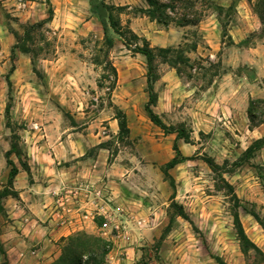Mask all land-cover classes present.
I'll return each mask as SVG.
<instances>
[{"label": "rangeland", "instance_id": "374dc122", "mask_svg": "<svg viewBox=\"0 0 264 264\" xmlns=\"http://www.w3.org/2000/svg\"><path fill=\"white\" fill-rule=\"evenodd\" d=\"M106 1L126 6L114 12L123 35L111 30L112 46L90 0H0V264H73L58 259L76 235L112 244L96 261L84 255L83 264H217L216 255L227 264L253 262L234 214L264 251V147L248 153L264 137L257 0H198L202 19L185 26L152 21L145 0L146 7ZM50 9L52 18L32 34L33 51L13 53L15 32L46 21ZM144 39L172 47L154 61L153 109L186 138L165 132L146 111L147 58L135 49ZM251 99L260 100L255 121ZM12 141L20 170L10 187ZM176 141L188 159L170 169L173 186L163 168ZM85 219L95 227H83ZM59 228L72 231L59 236ZM48 246L60 254L46 262Z\"/></svg>", "mask_w": 264, "mask_h": 264}, {"label": "trees", "instance_id": "16d2710c", "mask_svg": "<svg viewBox=\"0 0 264 264\" xmlns=\"http://www.w3.org/2000/svg\"><path fill=\"white\" fill-rule=\"evenodd\" d=\"M148 4V7L143 8L142 11L146 13L152 21H156L163 25H169L171 22H176L181 26L189 25V24H197L202 19L203 13L199 10L196 6L198 0H145ZM90 4L92 7V11L99 17L101 23L103 25L104 33L106 35L107 42L110 46L113 45L112 37L110 36V31L113 30L114 32L123 35L122 33V25L120 21L115 17L114 12L119 9H124L126 6H117L115 4L108 3L106 0H90ZM180 8L181 11L177 9ZM255 11L259 14L260 18L264 22V0H257L255 4ZM49 17L46 21L31 23L23 25L24 27V34L21 35L18 32H15L16 37V44L12 50L15 53V50L18 49L24 53H31L33 51L32 42L33 36L32 34L36 30H40L42 25L49 21L53 15V9L49 10ZM134 38H138V35L134 32ZM136 51L145 55L147 58V78H148V95L149 99L145 105L146 111L153 123L157 126L162 128L167 133H174L176 132V138H186V133L184 129H177L174 126H168L160 117V115L155 112L153 106L157 102V95L154 91L153 82L157 80L158 75L156 72V67L154 61L158 56L167 57V53L172 51V47H163V46H151L147 39H144L143 45L136 46ZM260 101V100H259ZM257 99H251L248 113L249 117L252 121L256 119V104L259 102ZM9 113V108H7V114ZM118 123L120 127V131L122 133H129V127L127 123V117L121 111L119 112L118 116ZM264 147V137L258 138L253 142V144L248 148V153H253L255 150H259ZM175 150V156L165 163L164 165V173L168 177L171 178V183L175 186V182L170 175V169L174 168L179 163L187 160L188 157L183 156L177 141L174 143L173 146ZM19 148L18 142L12 141L10 149L6 152V159L7 164L9 166V174H8V185L11 187L14 183V179L19 173V167L12 159V155L16 154L19 155ZM23 164L28 170V167ZM212 165V164H211ZM8 193L3 191L1 196H6ZM236 198V208L241 206L240 201ZM173 207H177L176 214L182 215L186 219L189 220V217L185 214L182 207L173 202ZM254 216L259 220V217L255 212H252ZM234 222L235 227L238 235V239L240 241L241 249L243 253L247 256H250V253H253V262H249V264H264V251L248 236L243 226V223L240 219L238 210H235L234 214ZM260 221V220H259ZM262 223V222H261ZM263 224V223H262ZM170 228V225L168 226ZM168 228V229H169ZM112 244L108 241L103 239H99L96 237L87 236L86 238L81 237L80 235H76L74 237L69 238L68 246L66 247L65 257L64 252L62 256L58 259L59 261L69 260L73 264H83V256L87 255L90 258V261H96L95 257L98 251H101L104 255L109 252L111 249ZM216 260L217 264H227L225 260L219 256H213ZM3 264H7L4 262ZM97 264V262H96Z\"/></svg>", "mask_w": 264, "mask_h": 264}, {"label": "crops", "instance_id": "0c3cea01", "mask_svg": "<svg viewBox=\"0 0 264 264\" xmlns=\"http://www.w3.org/2000/svg\"><path fill=\"white\" fill-rule=\"evenodd\" d=\"M140 2L144 7H146L145 6V2L143 1V0H137V2ZM84 222H85V226H83V227H85V228H93V227H95V223L93 222V221H91V220H88V219H85L84 220ZM72 230H67L66 228H59L58 229V232H57V235H59V236H65V235H67L68 233H70ZM12 249H15V248H12ZM132 248H127V251L129 252V253H132ZM43 252H44V254L43 255H45V257H46V259H45V261L46 262H48L49 260H51V259H54L55 257H58L59 256V254H60V252L59 251H56V248H53V247H51V246H48V248L45 250H43Z\"/></svg>", "mask_w": 264, "mask_h": 264}, {"label": "built area", "instance_id": "2783aa9c", "mask_svg": "<svg viewBox=\"0 0 264 264\" xmlns=\"http://www.w3.org/2000/svg\"><path fill=\"white\" fill-rule=\"evenodd\" d=\"M96 209H98L99 210V213H102V214H105L106 213V206L105 205H103V204H98L97 205V207H96Z\"/></svg>", "mask_w": 264, "mask_h": 264}]
</instances>
